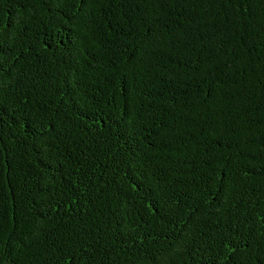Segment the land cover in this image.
Masks as SVG:
<instances>
[{
    "label": "trees",
    "instance_id": "16d2710c",
    "mask_svg": "<svg viewBox=\"0 0 264 264\" xmlns=\"http://www.w3.org/2000/svg\"><path fill=\"white\" fill-rule=\"evenodd\" d=\"M0 264H264V0H0Z\"/></svg>",
    "mask_w": 264,
    "mask_h": 264
}]
</instances>
